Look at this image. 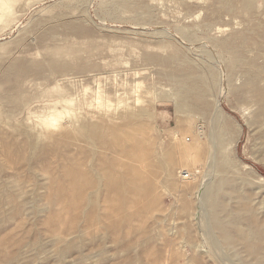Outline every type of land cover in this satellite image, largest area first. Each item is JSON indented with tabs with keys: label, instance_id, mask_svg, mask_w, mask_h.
Masks as SVG:
<instances>
[{
	"label": "rangeland",
	"instance_id": "1",
	"mask_svg": "<svg viewBox=\"0 0 264 264\" xmlns=\"http://www.w3.org/2000/svg\"><path fill=\"white\" fill-rule=\"evenodd\" d=\"M262 101L264 0H0V264H264Z\"/></svg>",
	"mask_w": 264,
	"mask_h": 264
},
{
	"label": "bare ground",
	"instance_id": "2",
	"mask_svg": "<svg viewBox=\"0 0 264 264\" xmlns=\"http://www.w3.org/2000/svg\"><path fill=\"white\" fill-rule=\"evenodd\" d=\"M262 105H264V102L262 101ZM261 127V126H260ZM67 142V141H66ZM176 150V149H175ZM187 151V150H186ZM119 152L120 154H124V158H129V152L130 150H127V148H119ZM121 154V155H122ZM176 159V158H175ZM125 163V162H124ZM121 165V164H120ZM123 165V164H122ZM124 167V171H125V177H129V184L132 185L133 182H135L136 180H138L141 177V173L139 172V170L133 169L131 168L129 165H127L126 163L123 165ZM75 188V187H74ZM77 191V190H76ZM213 188L209 189L208 191H206L205 195L203 196L204 198V202H208V204H211V202H213ZM76 193V192H75ZM209 233V232H208Z\"/></svg>",
	"mask_w": 264,
	"mask_h": 264
},
{
	"label": "built area",
	"instance_id": "3",
	"mask_svg": "<svg viewBox=\"0 0 264 264\" xmlns=\"http://www.w3.org/2000/svg\"><path fill=\"white\" fill-rule=\"evenodd\" d=\"M188 175H189V174H188L187 172H184L183 177H184V178H187Z\"/></svg>",
	"mask_w": 264,
	"mask_h": 264
}]
</instances>
